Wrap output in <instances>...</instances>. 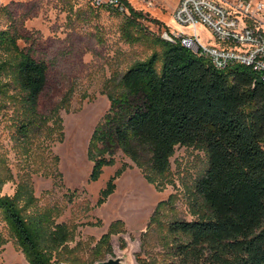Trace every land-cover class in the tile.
<instances>
[{
  "label": "trees",
  "instance_id": "obj_1",
  "mask_svg": "<svg viewBox=\"0 0 264 264\" xmlns=\"http://www.w3.org/2000/svg\"><path fill=\"white\" fill-rule=\"evenodd\" d=\"M125 6L128 12L122 15L121 38L152 53L105 87L109 109L89 141V181L97 182L122 154L148 184L161 190L170 182V160L176 147L201 151L207 168L194 184L195 220L167 225L172 237L167 264H264V82L244 66L213 69L179 40L163 39V28L171 34L158 21L150 20L160 34H150L141 22L144 15L127 2ZM19 39L16 33L0 31V109L11 111L13 140L29 152L41 138V144L62 142L60 112L69 111L73 91L48 115L42 114L40 99L48 68L21 49ZM48 154L53 175L61 180L59 160ZM127 168L123 165L107 182L96 207L114 194L115 181ZM13 179L0 160L1 220L27 263L74 264L60 260L72 234L65 225L53 222L51 211L37 209L30 174L19 178L12 196L1 195ZM166 204L158 205L151 222ZM119 226L123 223L111 224L100 239L97 261L112 254L110 239L121 232ZM6 242L0 233V250Z\"/></svg>",
  "mask_w": 264,
  "mask_h": 264
},
{
  "label": "rangeland",
  "instance_id": "obj_2",
  "mask_svg": "<svg viewBox=\"0 0 264 264\" xmlns=\"http://www.w3.org/2000/svg\"><path fill=\"white\" fill-rule=\"evenodd\" d=\"M129 1L135 11L144 15L141 22L150 34H160L158 26L150 20L161 23L170 34L188 31L172 16L179 0H152L151 8ZM122 21L121 14L92 9L89 0H0V31L16 33L19 47L47 65L41 113L48 115L69 90L73 91L69 111L60 112L62 142L47 140L41 144V138L29 152L13 140L11 111L0 109V160L14 178L3 187L1 195L12 196L19 178L30 174L37 209L51 211L53 222L65 225L72 234L60 260L74 264H98L116 258L122 259L123 264H167L171 261L172 243L167 225L195 220L194 184L207 168L203 152L176 147L170 160V182L161 190L148 184L140 170L122 154L116 156L115 166L103 170L97 182L89 181L92 170L87 159L89 141L109 109L105 87L114 76L152 53L121 38ZM197 32L201 42L213 39L203 26ZM164 33L163 28L161 34ZM48 152L59 160L61 180L53 175ZM123 165L128 168L115 181L114 194L104 205L96 207L100 191ZM37 169L40 172L33 173ZM163 202L167 204L151 222ZM116 222H122L123 226L110 239L112 254H104L97 261V245ZM0 233L7 241L0 250V264H28L1 216Z\"/></svg>",
  "mask_w": 264,
  "mask_h": 264
},
{
  "label": "built area",
  "instance_id": "obj_3",
  "mask_svg": "<svg viewBox=\"0 0 264 264\" xmlns=\"http://www.w3.org/2000/svg\"><path fill=\"white\" fill-rule=\"evenodd\" d=\"M146 8L152 0H134ZM129 0H89L94 10L125 15ZM175 22L188 31L167 33L162 38L181 45L207 60L217 71L244 66L264 82V0H180L173 12ZM205 27L216 45L201 42L197 29Z\"/></svg>",
  "mask_w": 264,
  "mask_h": 264
},
{
  "label": "water",
  "instance_id": "obj_4",
  "mask_svg": "<svg viewBox=\"0 0 264 264\" xmlns=\"http://www.w3.org/2000/svg\"><path fill=\"white\" fill-rule=\"evenodd\" d=\"M122 262H123L122 259L116 258V259H108L107 261L98 264H123Z\"/></svg>",
  "mask_w": 264,
  "mask_h": 264
},
{
  "label": "crops",
  "instance_id": "obj_5",
  "mask_svg": "<svg viewBox=\"0 0 264 264\" xmlns=\"http://www.w3.org/2000/svg\"><path fill=\"white\" fill-rule=\"evenodd\" d=\"M179 1H180V0H179ZM179 1H178L177 5H176L175 9L177 8V6H178V4H179ZM175 9H174V11H175ZM174 11H173V12H174ZM172 15H173V14H172ZM202 43H204V44H209V45H216V43H215V41H214L213 39L208 40V41H202Z\"/></svg>",
  "mask_w": 264,
  "mask_h": 264
}]
</instances>
